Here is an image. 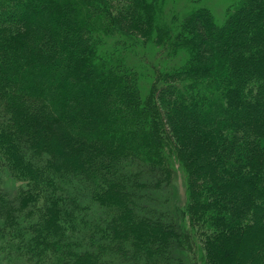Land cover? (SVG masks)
I'll return each instance as SVG.
<instances>
[{"label": "trees", "instance_id": "1", "mask_svg": "<svg viewBox=\"0 0 264 264\" xmlns=\"http://www.w3.org/2000/svg\"><path fill=\"white\" fill-rule=\"evenodd\" d=\"M0 264H264V0H0Z\"/></svg>", "mask_w": 264, "mask_h": 264}, {"label": "rangeland", "instance_id": "2", "mask_svg": "<svg viewBox=\"0 0 264 264\" xmlns=\"http://www.w3.org/2000/svg\"><path fill=\"white\" fill-rule=\"evenodd\" d=\"M191 2L193 1V0H190ZM232 1H234V0H206V4L213 10V14H214V16H215V18H216V20L217 21H220L221 20V18H222V16H223V13H224V10H225V8L227 7V5L228 4H230ZM205 3V2H204ZM184 5H186V3L184 4ZM189 6H191V5H188L187 4V6H185V8L187 9ZM184 8V9H185ZM183 9V10H184ZM177 188L179 189V192L181 193L182 192V188H181V186L179 185L180 184V182H181V177H180V175H178V177H177ZM178 192V193H179Z\"/></svg>", "mask_w": 264, "mask_h": 264}]
</instances>
